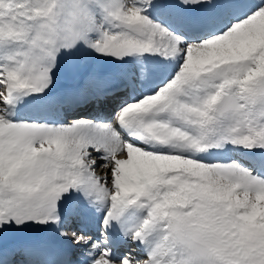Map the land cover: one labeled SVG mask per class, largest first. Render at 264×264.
Segmentation results:
<instances>
[{"label": "snow or ice", "instance_id": "obj_1", "mask_svg": "<svg viewBox=\"0 0 264 264\" xmlns=\"http://www.w3.org/2000/svg\"><path fill=\"white\" fill-rule=\"evenodd\" d=\"M0 264H264V0H0Z\"/></svg>", "mask_w": 264, "mask_h": 264}, {"label": "rangeland", "instance_id": "obj_2", "mask_svg": "<svg viewBox=\"0 0 264 264\" xmlns=\"http://www.w3.org/2000/svg\"><path fill=\"white\" fill-rule=\"evenodd\" d=\"M100 171H103V169H101Z\"/></svg>", "mask_w": 264, "mask_h": 264}]
</instances>
